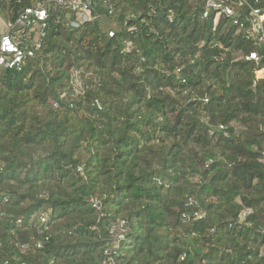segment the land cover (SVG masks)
I'll return each instance as SVG.
<instances>
[{
  "label": "trees",
  "instance_id": "16d2710c",
  "mask_svg": "<svg viewBox=\"0 0 264 264\" xmlns=\"http://www.w3.org/2000/svg\"><path fill=\"white\" fill-rule=\"evenodd\" d=\"M93 1L23 72L0 67V264H111L121 221L115 264H264V47L204 20L209 0Z\"/></svg>",
  "mask_w": 264,
  "mask_h": 264
},
{
  "label": "built area",
  "instance_id": "2783aa9c",
  "mask_svg": "<svg viewBox=\"0 0 264 264\" xmlns=\"http://www.w3.org/2000/svg\"><path fill=\"white\" fill-rule=\"evenodd\" d=\"M27 1L33 2V5L25 8L15 22H6L0 17V67L6 70L23 72L27 68L43 49L49 36L51 21L61 22L60 12H66V24L73 29H81L96 19L93 0ZM246 8L247 14L243 16L242 11ZM212 13H215L216 23L221 17L233 20L234 25L238 26L239 32H242L247 40L264 47L262 9L253 8L248 0H209L204 6L203 19L208 20ZM109 36L114 38L115 32L111 30ZM131 48V44L126 43V50L129 51ZM246 60L258 64L260 56L258 52H252ZM72 86L76 95L84 94L85 84L80 71H73ZM94 206L99 207V203L94 202ZM204 216L202 212H195L193 219L202 220ZM41 222L43 224L47 222L46 215L41 216ZM128 231L126 221H121L111 231L112 243L105 250L111 264H115V259L120 256L121 246L127 241ZM36 247L42 248V244L37 243ZM23 248L29 249V245Z\"/></svg>",
  "mask_w": 264,
  "mask_h": 264
}]
</instances>
